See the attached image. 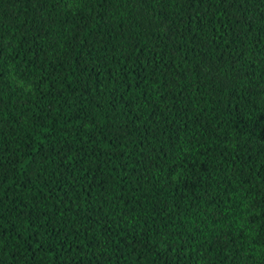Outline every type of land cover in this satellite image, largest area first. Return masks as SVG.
Returning <instances> with one entry per match:
<instances>
[{"label": "trees", "instance_id": "obj_1", "mask_svg": "<svg viewBox=\"0 0 264 264\" xmlns=\"http://www.w3.org/2000/svg\"><path fill=\"white\" fill-rule=\"evenodd\" d=\"M0 264H264V0H0Z\"/></svg>", "mask_w": 264, "mask_h": 264}]
</instances>
